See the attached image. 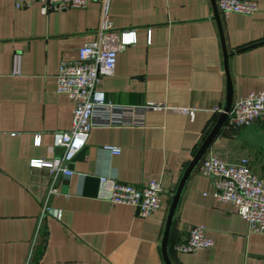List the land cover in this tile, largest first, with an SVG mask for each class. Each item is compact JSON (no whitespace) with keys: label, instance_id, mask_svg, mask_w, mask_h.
Here are the masks:
<instances>
[{"label":"crops","instance_id":"crops-1","mask_svg":"<svg viewBox=\"0 0 264 264\" xmlns=\"http://www.w3.org/2000/svg\"><path fill=\"white\" fill-rule=\"evenodd\" d=\"M251 16L223 17L217 0H110L115 30H132L136 43L117 53L113 74L97 89L119 106L165 103L195 107L181 113L148 111L139 126L96 127L72 161L52 146V134L70 129L73 103L56 91L59 62L73 60L92 41L101 8L42 15L39 4L0 0V264H164L160 245L171 199L195 153L219 117L226 95L223 50L233 102L264 88V0ZM18 58V73H14ZM232 106V105H231ZM39 135L40 145H35ZM119 149L110 154L105 147ZM207 154L226 163L248 158L264 177V119L233 129L227 118ZM183 186L167 251L173 264H264V235L213 196L201 161ZM60 161L64 170L33 167ZM101 177L106 182L100 181ZM162 185L160 208L146 218L135 207L108 201L112 182ZM50 189L56 193L49 195ZM50 212L42 216L43 206ZM203 226L212 246L178 253L189 230Z\"/></svg>","mask_w":264,"mask_h":264},{"label":"built area","instance_id":"built-area-1","mask_svg":"<svg viewBox=\"0 0 264 264\" xmlns=\"http://www.w3.org/2000/svg\"><path fill=\"white\" fill-rule=\"evenodd\" d=\"M96 1L101 8V21L94 39L80 47L73 60H61L55 76L56 91L67 95L73 103L70 129L52 134V146L64 149L63 159L72 161L75 154L84 147L89 132L96 127L139 126L148 111L181 113L190 119L195 107L178 109L165 103H145L137 106H119L105 100L103 92L97 89L100 78L111 76L115 69L117 53L136 43L132 30H115L108 21L110 0H25V4H39L42 15L62 12L69 9H85L89 2ZM217 10L223 17L231 14L251 16L258 11L253 0H217ZM18 71V58L15 59L14 73ZM222 112L221 109H216ZM264 119V88L251 91L236 99L227 115V123L233 129L248 127ZM37 135L35 145H40ZM110 154H118L119 149L105 147ZM33 167L49 169L51 173L61 170L60 161L37 160ZM71 176V171L63 170ZM200 173L212 180L214 198L220 203L231 205L246 222L248 233L264 235V177L255 175L248 158L236 163H226L214 154H207L201 161ZM102 183L106 182L101 177ZM50 189L48 194H55ZM163 188L158 181H148L144 186L114 181L108 201L112 205L135 207L139 216L146 218L160 208ZM50 212L43 206L41 219ZM212 240L205 235L203 226H194L188 232L186 241L175 245L178 253L196 254L212 246ZM25 264H35L30 257Z\"/></svg>","mask_w":264,"mask_h":264},{"label":"water","instance_id":"water-1","mask_svg":"<svg viewBox=\"0 0 264 264\" xmlns=\"http://www.w3.org/2000/svg\"><path fill=\"white\" fill-rule=\"evenodd\" d=\"M214 19L217 24V28L219 31L220 39H221V44H222V50H223V59H224V71H225V77H226V95H225V104L222 109V112L219 114L218 119L216 120L214 126L210 130V132L207 134L206 138L204 139L203 143L200 145L199 149L195 153L194 157L192 158L191 162L189 163L187 169L185 170L178 187L171 199V204L167 213V218H166V223H165V228L163 232V237L160 245V250H161V256L163 259L164 264H173L168 256V251H167V240L170 232V228L174 219L175 211L179 202V198L183 189V186L185 184V181L193 171V169L197 166L199 161L202 159L206 151L208 150L209 146L211 145L212 141L220 131L221 127L223 126V123L225 122L227 115L231 109L232 101H233V94H232V87H231V81L229 77V72H228V67H227V59L228 55L226 53V49L224 46V41H223V35L221 31V24H220V19L218 16V13L216 11V8L214 7ZM65 168V164L61 166V172H63Z\"/></svg>","mask_w":264,"mask_h":264}]
</instances>
